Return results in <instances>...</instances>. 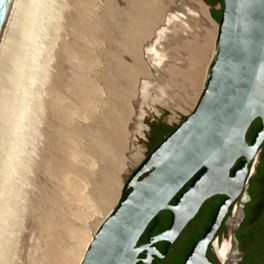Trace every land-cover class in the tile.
<instances>
[{
  "label": "rangeland",
  "instance_id": "obj_1",
  "mask_svg": "<svg viewBox=\"0 0 264 264\" xmlns=\"http://www.w3.org/2000/svg\"><path fill=\"white\" fill-rule=\"evenodd\" d=\"M49 2L16 161L0 140V264H76L149 156V123L196 109L217 46L221 5L204 0Z\"/></svg>",
  "mask_w": 264,
  "mask_h": 264
},
{
  "label": "water",
  "instance_id": "obj_2",
  "mask_svg": "<svg viewBox=\"0 0 264 264\" xmlns=\"http://www.w3.org/2000/svg\"><path fill=\"white\" fill-rule=\"evenodd\" d=\"M9 2L0 0V29ZM222 4L221 10L210 9L217 22L221 16L219 34L196 109L189 117L181 115L180 125H162V116L170 114L165 110L158 126L149 123L150 143L141 140L149 156L127 181L119 205L97 229L81 264H149L152 256L160 257L154 244L172 245L208 200L222 196L225 199L208 229L183 263L212 264L208 246L243 194L249 166L264 143V0H222ZM256 120L260 128L248 144L247 133ZM260 157L264 158V150ZM163 211L171 213L169 228L137 247ZM241 214L237 209L229 219L231 229ZM140 253L143 257L138 259ZM234 258L230 251L226 264Z\"/></svg>",
  "mask_w": 264,
  "mask_h": 264
},
{
  "label": "bare ground",
  "instance_id": "obj_3",
  "mask_svg": "<svg viewBox=\"0 0 264 264\" xmlns=\"http://www.w3.org/2000/svg\"><path fill=\"white\" fill-rule=\"evenodd\" d=\"M49 1L50 0H10L8 10L0 29V140H2L1 142L3 143H9V150L11 149V153L8 151L11 154L10 159H14L15 161L18 159L15 157L16 152L19 151L18 143H20L22 139V132L19 134L20 129L22 130L24 127V120L29 118V115L25 112L28 107H30L29 96L32 90L30 84L32 85V79H36L35 76L42 66H40L42 62L39 61V57L41 58L42 56V51L39 48L40 45L38 46V39L41 36L40 32L44 30L45 27L47 28V26H49L45 24L49 19L45 18V16H47V9L44 10L46 8V3ZM48 6L49 4L47 8ZM180 51L181 50H179V53ZM165 52L163 53L159 50L153 51L151 55L152 62L157 66L163 65L167 58V53ZM197 53L193 62L200 63L201 58L198 51ZM194 66L196 69L194 68L190 72V77L191 79L194 77L193 79L197 80L199 64H193V67ZM19 75H21L20 78ZM190 77L187 76L188 80ZM189 84L191 87L194 86L192 83ZM21 89L23 90L22 97L19 95ZM10 142H12L11 145ZM71 157L72 159L86 158L81 149H76ZM8 163L10 164L11 162ZM92 240L93 237L86 240L76 264H81ZM228 247L229 244L227 243L224 244L221 250H218L222 261L228 258Z\"/></svg>",
  "mask_w": 264,
  "mask_h": 264
},
{
  "label": "flooded vegetation",
  "instance_id": "obj_4",
  "mask_svg": "<svg viewBox=\"0 0 264 264\" xmlns=\"http://www.w3.org/2000/svg\"><path fill=\"white\" fill-rule=\"evenodd\" d=\"M207 4H211L214 0H204ZM211 6V5H210ZM256 127L260 128V121L256 120L251 125L247 133V143L250 144L254 135ZM156 134V133H155ZM157 139V136H155ZM264 150V143L260 147L259 154ZM257 155V157H258ZM255 159L250 166V190L248 192L247 185L243 194L248 196L245 200L243 194L231 205L228 215L223 221L220 229L216 233L213 241L207 249V259L212 264H226L227 260L222 261L218 250L224 247V244L230 243L227 255L229 257L230 251L234 254L235 258L227 264H251L252 260L257 263H264V200L262 194L264 192V184L261 181L252 182L256 176H261L264 173V158L260 157ZM239 163V161L237 162ZM225 197L218 196L208 200L200 209L198 215L192 220L186 229L182 232L180 237L172 244L168 245L165 242L154 244V248L159 253L160 257L152 256L149 264H183L189 251L197 242L200 235L208 229L217 207L223 202ZM174 204V200L171 205ZM260 207V205H262ZM207 205L209 207L207 208ZM235 208V212L233 209ZM237 209L241 214L240 219L235 227L231 229L228 221L234 218ZM166 214V215H164ZM258 214L255 222H249V218ZM171 213L163 211L156 217L155 223L151 222L142 237L137 243V247L145 246L150 239L159 233L167 230L170 225ZM228 230V234H226ZM224 238V241H223ZM229 238V241H226ZM143 257L140 253L138 259ZM228 259V258H227ZM137 264H143L140 261Z\"/></svg>",
  "mask_w": 264,
  "mask_h": 264
},
{
  "label": "trees",
  "instance_id": "obj_5",
  "mask_svg": "<svg viewBox=\"0 0 264 264\" xmlns=\"http://www.w3.org/2000/svg\"><path fill=\"white\" fill-rule=\"evenodd\" d=\"M211 6H215V5H221V8L223 7V4H222V0H214L211 4H210ZM221 13V12H220ZM220 17L221 16H219V18H218V22L220 23ZM216 18V16H214V19ZM257 130H259L258 129V127H256V129H255V132L257 131ZM258 132V131H257ZM172 133V132H171ZM255 181H261V183H263L264 184V173L261 175V176H256V177H254L253 178V180H252V182H255ZM262 197H263V200H264V192H263V194H262ZM264 204V203H263ZM263 204L262 205H260V207L261 206H263ZM258 218V214H255V215H253V216H251L250 218H249V222H255L256 221V219ZM155 220H156V218L152 221L153 223H155ZM262 255H264V250L262 251ZM251 264H264V263H257L256 261H252L251 262Z\"/></svg>",
  "mask_w": 264,
  "mask_h": 264
}]
</instances>
